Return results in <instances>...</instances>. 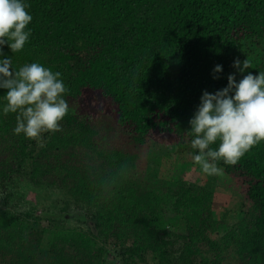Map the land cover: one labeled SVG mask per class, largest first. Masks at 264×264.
Instances as JSON below:
<instances>
[{
	"label": "trees",
	"instance_id": "16d2710c",
	"mask_svg": "<svg viewBox=\"0 0 264 264\" xmlns=\"http://www.w3.org/2000/svg\"><path fill=\"white\" fill-rule=\"evenodd\" d=\"M27 3L32 35L13 63L60 72L69 113L60 131L37 139L14 134L16 114L0 115V190L29 180L58 191L86 207L84 217L67 205L42 220L89 228L29 222L32 214L18 213L6 196L0 264H111L116 257L119 264H230L231 252L237 264H264V140L234 165L219 162L221 173L204 184L180 178L183 168L198 167L189 120L203 91L226 87L237 58L264 72V0ZM217 64L223 71L213 79ZM155 145L176 150L172 175L149 172L145 155ZM218 188L230 193L220 220Z\"/></svg>",
	"mask_w": 264,
	"mask_h": 264
},
{
	"label": "clouds",
	"instance_id": "9594fccd",
	"mask_svg": "<svg viewBox=\"0 0 264 264\" xmlns=\"http://www.w3.org/2000/svg\"><path fill=\"white\" fill-rule=\"evenodd\" d=\"M29 7L27 0H0V91L4 93L0 115L16 114L14 134L37 139L42 133L60 131L69 103L60 72L37 62L19 67L13 63V55L24 49L32 35ZM232 67L236 71L227 76L226 87L215 93L203 91L189 120L191 159L208 176L221 173L219 162L234 165L264 140V72L248 71L247 59H235ZM222 71L217 64L213 79H219ZM237 74L242 76L239 81Z\"/></svg>",
	"mask_w": 264,
	"mask_h": 264
},
{
	"label": "rangeland",
	"instance_id": "374dc122",
	"mask_svg": "<svg viewBox=\"0 0 264 264\" xmlns=\"http://www.w3.org/2000/svg\"><path fill=\"white\" fill-rule=\"evenodd\" d=\"M257 54L260 56L262 55L261 53ZM257 59V57H251L249 58V61L254 63ZM175 155L176 150L167 151L166 149L159 148V146L155 145L150 152L145 155L150 166L149 172L153 176H159V178L172 175L173 172L177 171L175 168V161H177ZM180 178L190 184L201 185L204 184L210 176L203 174L199 167H196L183 168L180 173ZM228 194H230L229 191L223 188H218L216 190L213 203V214L216 220H220L222 214L225 213L227 209L226 196ZM6 196H8L9 206H12L18 213L21 214L31 213L32 217H30L29 222L34 223V218H37L45 228H49V225L62 227L66 223H58L59 221L55 219H51L52 223H50V220H42L41 216L45 214H50L52 217H55L68 205L71 209L70 211L75 213V215L80 218L81 216L84 217L83 213H85L86 209L84 206L81 208L80 205L74 204L71 200L67 203L69 199L58 191L35 188L29 180H17L14 185H9L7 190H0V203L5 201L4 199ZM229 216L234 220L241 219V215L235 211L231 212ZM64 226L84 229L86 231H88L89 228V225L87 226L86 223L80 225V223L77 224L73 221H68ZM48 238L49 236L46 235L44 240V245L47 248L50 247V244H48ZM111 264H119V258L116 257L112 259ZM230 264H237V259L235 258L233 252H231Z\"/></svg>",
	"mask_w": 264,
	"mask_h": 264
}]
</instances>
